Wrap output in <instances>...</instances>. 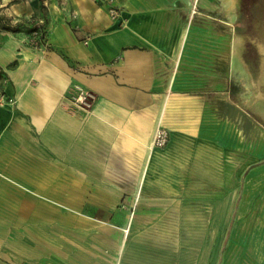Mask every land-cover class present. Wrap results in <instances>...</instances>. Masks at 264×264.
Segmentation results:
<instances>
[{
  "label": "crops",
  "instance_id": "obj_1",
  "mask_svg": "<svg viewBox=\"0 0 264 264\" xmlns=\"http://www.w3.org/2000/svg\"><path fill=\"white\" fill-rule=\"evenodd\" d=\"M248 3L49 0L45 46L3 43L0 264H264Z\"/></svg>",
  "mask_w": 264,
  "mask_h": 264
},
{
  "label": "rangeland",
  "instance_id": "obj_2",
  "mask_svg": "<svg viewBox=\"0 0 264 264\" xmlns=\"http://www.w3.org/2000/svg\"><path fill=\"white\" fill-rule=\"evenodd\" d=\"M258 1L260 0H251V3H248V6L251 8L252 17L257 13V7L259 6ZM47 2H49V0H0V47H2L3 43L8 39H16L18 41L22 40L23 44H25V41L28 39L30 45H35V42L37 41L36 37L29 34L27 29L29 28V25L31 23L36 24L39 23V21H42L43 19V23L45 26ZM27 3L32 4L34 6L39 5V14H34L31 15V17L29 18H25L23 15L15 12L16 6H21ZM247 14L250 15V13ZM18 22L27 24L25 29H21L18 32H11L7 29L14 27V25ZM5 103H10V101H6L5 97L3 96L1 86L0 106H4Z\"/></svg>",
  "mask_w": 264,
  "mask_h": 264
},
{
  "label": "built area",
  "instance_id": "obj_3",
  "mask_svg": "<svg viewBox=\"0 0 264 264\" xmlns=\"http://www.w3.org/2000/svg\"><path fill=\"white\" fill-rule=\"evenodd\" d=\"M108 12L111 15V17H114L117 10L114 7H110ZM42 23H43L42 21H39V23H36V25L41 26ZM41 31L43 32V29H40L39 31L31 34L32 36L36 37V40H37L35 42L36 46H41V45L45 46L46 37L45 36L41 37ZM87 96H88L87 93L83 92L82 90L79 91V94L76 98V102L79 105L86 104V97ZM168 140H169L168 131L165 128H163V126L157 125L155 128V131L153 133V136H152L151 148H157V149L164 148L167 145Z\"/></svg>",
  "mask_w": 264,
  "mask_h": 264
},
{
  "label": "trees",
  "instance_id": "obj_4",
  "mask_svg": "<svg viewBox=\"0 0 264 264\" xmlns=\"http://www.w3.org/2000/svg\"><path fill=\"white\" fill-rule=\"evenodd\" d=\"M258 7H257V13L256 15L253 16V18L258 22V21H262L264 22V0H260L258 1ZM43 22V21H42ZM27 24H24V23H21V22H18L14 25V27L12 28H7L9 31L11 32H18L20 31L21 29H25ZM29 25V24H28ZM44 27V23L41 25V26H37L36 24H33L31 23L29 25V28L27 29L28 33L29 34H32L34 32H37L39 31L40 29H43V32L41 31V37H46V31H45V28ZM261 39L262 41H264V34L261 35ZM39 47V46H37ZM0 78H1V75H0Z\"/></svg>",
  "mask_w": 264,
  "mask_h": 264
}]
</instances>
